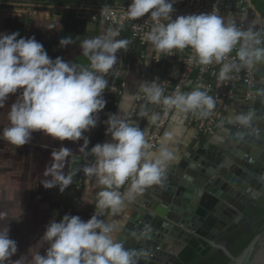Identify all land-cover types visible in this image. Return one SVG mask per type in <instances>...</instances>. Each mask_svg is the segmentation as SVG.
<instances>
[{
  "label": "clouds",
  "instance_id": "9594fccd",
  "mask_svg": "<svg viewBox=\"0 0 264 264\" xmlns=\"http://www.w3.org/2000/svg\"><path fill=\"white\" fill-rule=\"evenodd\" d=\"M176 2L131 0L128 5L127 15L131 19L150 14L154 26L146 38L157 53L171 54L174 49L191 48L199 65L214 62L222 65L220 80L228 79L234 69L264 62V47L252 46L261 44L258 33L242 30L235 21H225L214 12L178 16L173 20L171 14ZM164 20L168 23H163ZM19 35V32L0 33V109L5 107L10 95L19 91L8 110L9 126L4 127L0 135L20 148L31 142L33 133L39 132L60 142L82 140L79 151H88L90 140L85 133L97 127L99 113L107 103L103 93L109 82L101 74L113 68L116 53L125 49L128 41L115 39L118 31L83 40L82 55L90 61V67H83L65 62L61 57L53 60L35 38L17 39ZM59 43L65 47L72 44V40L65 37ZM238 44L240 64L225 63V58ZM140 89L150 103H163L166 109L174 108L185 114L199 112L200 116L207 117L216 106L215 100L199 88L175 96H166L157 83L142 82ZM255 115L254 110L240 113L234 117V122L248 128ZM157 118L153 115L150 122L155 123ZM104 123L105 135L110 134L111 141L90 148L95 161L83 171L87 177H94L101 188L96 193L95 208L115 215L148 187L162 186L167 167L176 157L167 147L158 152L149 151L146 131L116 114H109ZM167 139L171 140V136ZM70 154L68 147L51 153V164L45 169V175L51 179L41 182L45 189L58 187L64 193L70 186L72 177L63 172ZM126 183L127 190L121 192ZM85 203L92 204L91 201ZM116 232V227L99 219L95 211L87 221L78 215L65 214L59 222L55 219L49 222L27 255L12 260L18 247L10 238L7 225L0 229V264H139V259L147 252L126 248L116 238ZM150 232V226H145L132 236L150 238ZM45 245L47 248L41 254Z\"/></svg>",
  "mask_w": 264,
  "mask_h": 264
},
{
  "label": "crops",
  "instance_id": "0c3cea01",
  "mask_svg": "<svg viewBox=\"0 0 264 264\" xmlns=\"http://www.w3.org/2000/svg\"><path fill=\"white\" fill-rule=\"evenodd\" d=\"M122 3H124L122 0H118L116 6ZM50 6H54L50 0H0V33L19 32L17 39L35 38L53 60L61 57L65 62L90 67V61L82 55L80 45L85 39L107 33L108 25L105 19L100 16L97 20L82 21L78 18L79 11H75L76 19L85 22L87 28L79 37V43L72 42V44L61 47L59 41L64 38L63 31L67 17L63 12L72 10L54 9ZM15 19H22V29L14 25L13 20ZM120 40H122V35ZM152 54V45L146 48L143 58L142 49L135 52L134 47L128 42L125 49L117 52V62L108 73L112 75L108 77L101 74L110 83L116 82L121 90L120 94L114 97V105L109 106L101 116L97 127L85 133L90 140L88 151L83 153L79 151L83 144L82 140L60 142L39 132L33 133L31 142L20 148L9 144L0 135V229L8 225L10 238L17 242L18 251L12 260L28 254L29 248L41 238L51 220L55 219L59 222L65 214H70L78 215L85 221L88 212L95 209L96 193L101 188L96 185L94 177L86 176L76 207L67 204V197L73 183H76L74 176L82 162L88 159L91 165L95 161V157L90 154V148L97 143L103 144L111 141L110 134L105 135L106 124L104 123L109 114H116L141 130H145L146 139L148 138L154 125L150 122L153 114L144 102L138 104L135 109V99L139 95L145 96L140 89L142 82L153 83L155 66ZM116 72H120L121 77L115 78L114 73ZM256 78L257 85H264V62L257 63ZM237 93L241 96L244 88L240 86ZM18 94L19 91L16 95H10L5 107L0 109V131L9 126L8 110ZM240 105L239 101L228 104L217 131L202 141L214 145L223 142L224 135H227L235 124L234 117L239 114ZM189 114L175 110L157 147L152 150V152H158L162 147H167L174 153L176 158L168 165L166 178L170 176L180 159L201 140L195 128L188 124ZM169 136L171 140L167 139ZM62 147H68L71 153L64 162L63 172L66 176L72 177V183L64 193H61L58 187L45 189L41 184L44 180L51 179L50 176L45 175L46 167L51 164V153L60 151ZM127 188L128 184L123 192ZM161 188L162 186L148 187L135 201L126 203L118 214L112 215L110 212L107 214L103 221L116 227L115 235L119 241H125L127 229L131 221L136 218L137 209L141 208L142 202L153 197L155 195L153 191ZM85 201H91L92 204L85 203ZM46 248L47 245L40 250L41 254H44Z\"/></svg>",
  "mask_w": 264,
  "mask_h": 264
},
{
  "label": "water",
  "instance_id": "95a60500",
  "mask_svg": "<svg viewBox=\"0 0 264 264\" xmlns=\"http://www.w3.org/2000/svg\"><path fill=\"white\" fill-rule=\"evenodd\" d=\"M257 20L262 15L248 0ZM54 9L104 13L106 9L50 6ZM264 85H257L253 104H241L240 113L254 110L252 125L243 128L234 124L220 144L202 139L192 147L172 170L160 190L142 202L136 218L127 229L125 247L143 249L147 255L139 264H174L192 239L213 243L230 264H249L262 235L234 257L226 244L217 242L232 232L244 219L250 206L264 207ZM150 226V238L137 239Z\"/></svg>",
  "mask_w": 264,
  "mask_h": 264
},
{
  "label": "built area",
  "instance_id": "2783aa9c",
  "mask_svg": "<svg viewBox=\"0 0 264 264\" xmlns=\"http://www.w3.org/2000/svg\"><path fill=\"white\" fill-rule=\"evenodd\" d=\"M130 3L131 0H127L119 6L106 9L109 11L98 14L79 11L78 18L82 21H88L90 19L97 20L98 17L102 16L108 25L107 33L110 31H118L119 35L115 37V39L119 40L122 33L128 29L130 35L129 44H131L134 49L136 47H139V50L142 49V57L144 58L146 48L151 45L146 37L154 26V22L150 14H145V16L136 19L129 18L127 9ZM173 7L174 12L171 14L173 20L178 16L213 12L223 17L225 21L233 20L242 30L251 29L258 33V39L261 40V44L252 46L264 47V23L257 20L248 0H177ZM162 22L165 24L168 23L167 20ZM249 44H251V42H249ZM239 47L240 45L238 44L236 48L228 54L224 60L225 63L240 64L237 58ZM157 59L159 61H156ZM152 60L155 66L153 83L160 84L166 96L186 94L187 92H192L199 88V90L206 92L207 95L215 100L216 106L211 115L202 117L199 115V112L189 114L188 124L195 128L196 134L200 139H204L217 131L224 117V110L228 104L237 103L238 101L240 104H253L257 98V62H254L252 66L240 67L239 70L234 69L229 73L228 79L220 80L218 75L222 65L215 62L207 66L199 65L191 48H186L182 51L174 49L171 54L157 53L153 49ZM108 73L104 74V76L109 77L111 73ZM121 75L120 72L114 73L115 78L121 77ZM106 80L108 79L106 78ZM240 86L244 88V93L241 96L237 93V89ZM120 90L116 82H109L108 87L103 93V97L106 100L109 94L119 95ZM142 102L148 105L151 114L158 117L147 138V142L151 146L149 151H152L157 147L176 109H166L163 103L152 104L144 95L136 96L135 109L137 105ZM101 116L102 111L99 113V120ZM89 164L90 161L85 159L76 170L74 176L76 181L75 197L72 203L74 207L77 206L78 195L86 178L83 169L85 166H89ZM126 186L127 183L120 191L123 192ZM94 211L101 220H104L109 213L108 210L95 208L88 212L85 221L91 218Z\"/></svg>",
  "mask_w": 264,
  "mask_h": 264
},
{
  "label": "trees",
  "instance_id": "16d2710c",
  "mask_svg": "<svg viewBox=\"0 0 264 264\" xmlns=\"http://www.w3.org/2000/svg\"><path fill=\"white\" fill-rule=\"evenodd\" d=\"M118 0H50L59 7H74L86 9H112L116 6ZM127 0H122L126 2ZM258 11L264 15V0H252ZM66 17L63 36L68 37L72 42L79 43V37L85 32L87 25L85 22L76 19V12H63ZM14 25L22 29V19L13 20ZM129 30L122 33V40L129 41ZM139 47L135 48V52L139 51ZM117 95L109 94L106 98V106L102 110V115L109 106H113ZM76 183L68 194L67 204L71 206L75 197ZM244 219L232 232L224 233L217 242L225 243L232 255L238 258L259 235L264 233V207L250 206L244 213ZM258 245L256 246V250ZM255 254V252H254ZM253 256L250 261L253 260ZM230 259L214 246L213 243L201 241L194 238L187 247L180 253L174 264H230Z\"/></svg>",
  "mask_w": 264,
  "mask_h": 264
},
{
  "label": "flooded vegetation",
  "instance_id": "af4514ba",
  "mask_svg": "<svg viewBox=\"0 0 264 264\" xmlns=\"http://www.w3.org/2000/svg\"><path fill=\"white\" fill-rule=\"evenodd\" d=\"M257 245L258 249L254 254L252 263L249 264H264V233L262 235L261 241Z\"/></svg>",
  "mask_w": 264,
  "mask_h": 264
}]
</instances>
